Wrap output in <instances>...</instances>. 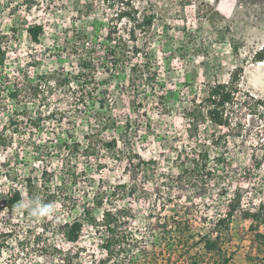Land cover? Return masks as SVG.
Listing matches in <instances>:
<instances>
[{"label": "rangeland", "instance_id": "obj_1", "mask_svg": "<svg viewBox=\"0 0 264 264\" xmlns=\"http://www.w3.org/2000/svg\"><path fill=\"white\" fill-rule=\"evenodd\" d=\"M131 1L138 9V16L153 14L149 27L136 28L135 43L145 44L142 47L147 52V62L155 72L149 83L144 81L138 87L133 106L127 104L128 96L120 89L127 84L128 66L114 70L103 54L108 44L105 36L110 30L127 38L126 32L133 26L125 18L112 17L118 8L115 0H0V36H6L3 38L6 55L4 65L0 66V77L26 75L41 82L45 76H56L57 73L60 74L57 78L70 76L68 84L52 88L45 94V99L38 97L28 102V112L40 110L47 116L40 129L19 128L14 131L12 144L0 148V230L9 227L15 235L23 237L29 227L34 230L35 224L41 222L36 217L32 219L19 214L21 207L8 212L2 204L5 194L15 186L11 177L16 176L17 186L23 189V178L33 172L39 182L40 171L45 167L48 173L41 182L48 180V187L58 192L65 187L76 199L71 207L57 198L53 204L54 213L45 220L63 222L78 218L85 204H90L95 196H103L104 207L130 209L128 220L133 233L146 241L157 237V264H170V260H166L167 254H177L181 243L174 237L172 228L168 227L164 234L152 232L149 220L168 216L175 210L188 212L192 235L186 244L196 242L209 227L207 224L203 229L201 216L211 220L221 213L231 188L241 181V176L249 178L243 183V188L247 189L243 195L244 204L264 203V148L260 146L264 143V129L261 128L264 120L255 116L248 117L242 135L230 138L226 146L224 143L217 147L207 146L211 158L224 154L227 163L232 164L227 169L228 174L235 165H240L243 170L244 167L250 169L245 173L242 169V172L230 173L229 194L218 196L213 180L206 185L198 183L180 197L174 191L168 192L161 183L165 179L163 174L181 172L180 161L185 159L187 165L194 154L191 151L194 141L185 137L184 112L191 107L192 100L203 94L208 84L227 81L232 71L240 68L241 90L264 98V60L254 58L255 51L264 44V0ZM35 23L43 26L39 43H34L26 32V27ZM84 34L86 38L81 40L79 35ZM83 48L91 50L95 63L96 91L80 109L74 102L77 83L73 75L78 70L77 62L83 56ZM137 60L143 62L142 57H136L132 62ZM101 98L104 99L102 110L98 109L97 103ZM0 102L3 105V100ZM4 107L7 106L4 104ZM9 109L1 110L0 127L7 125ZM48 112L58 113L49 117ZM108 112L115 121L103 130L104 138L115 136L120 140L125 133L131 150L144 160L155 161L144 171L140 169L135 179L129 176L127 170L130 169L125 167L128 153L123 148L115 157L103 153L99 159H87L82 155L70 157L66 148L61 149L68 132L83 142V135L97 127L98 121L93 116L98 113L107 118ZM125 120L130 125L126 132ZM7 128L11 129L10 126ZM34 140L39 144L46 143L48 148L40 146L37 149L32 143ZM175 148L181 150L178 158ZM253 156L260 160L259 167L252 163ZM3 162L7 165L3 166ZM24 198V202L29 201L26 195ZM95 213L100 216L101 210L97 209ZM248 226V220L239 215L233 217L223 242V252L230 257L228 264H259L256 257L264 258V250L258 251ZM47 234V242L61 250L80 247L78 257L74 259L77 264H93L92 259L103 256L99 247L100 230L94 231L85 225L75 243L65 242L50 231ZM6 244L0 253V264L55 263V254H40L36 246L30 245V254L26 257L17 255L20 247L15 240ZM50 251L55 252L51 248ZM191 253L197 254L201 264H210L201 244L193 247ZM132 259L141 260L137 255ZM186 259H189L188 255L178 257L176 264H184Z\"/></svg>", "mask_w": 264, "mask_h": 264}, {"label": "trees", "instance_id": "obj_2", "mask_svg": "<svg viewBox=\"0 0 264 264\" xmlns=\"http://www.w3.org/2000/svg\"><path fill=\"white\" fill-rule=\"evenodd\" d=\"M30 1V0H29ZM117 2V11L114 12V19L125 18L129 22L133 23V26H129L126 37L116 33L115 30H110L105 36V40L108 42L104 48V59L108 61L111 68L118 70L119 67L128 66L129 76L127 78V84H123L120 88L123 93L128 96V103L132 106L137 99V90L140 85L149 83L152 75L155 72L151 70L149 65V59L147 52L143 45L136 44V28L149 27L151 25L153 14H143L138 16V9L135 7L131 0H115ZM30 39L34 43H39L40 36L43 33V26L39 23L28 25L26 27ZM116 33L115 36H111V33ZM80 36L81 40L86 38ZM4 35L0 36V66L4 65L5 61V48L3 47ZM88 37V36H87ZM128 39L131 41L128 44ZM83 48L81 59L77 62V72L73 76L75 77L76 86L74 89L75 104L78 108L85 107L84 103L88 99L93 97L96 91L95 81V63L93 61L91 50H85ZM80 51V52H81ZM136 57H142L143 62L137 60L133 63L132 60ZM254 58L258 61L264 60V44L254 53ZM241 69L236 68L232 71L230 78L227 81H215L207 85L203 94L192 100L191 107L186 110V138L193 140L194 144L191 146L193 156L186 162L180 161L182 170L177 174H163L165 179L162 180V185L168 192L174 191L175 195L180 197L182 194L188 192L191 187H196L202 184H209V181L213 180L218 188V196H226L229 194L230 182L229 178L231 172L236 173L242 169L240 165L227 163V159L222 155H216L211 158L208 151V144L217 147L223 143L226 146L227 141L230 138L241 136L246 129L248 117L255 116L259 120H264V98L259 97L248 90H241L239 87V73ZM60 74H53V76H45L44 81H33L28 76H3L0 77V101L3 100V105L0 102V112L2 109H9L10 113L8 117L7 125L0 127V148H7L13 142L14 131L22 129L34 130L40 129L41 125L47 119L40 110L37 113H31L27 110L28 102H31L38 97L40 100L45 99V94L50 93L52 88L68 84L70 82V76L64 75L63 78H57ZM63 75V74H62ZM52 78V79H51ZM153 78V77H152ZM74 80V79H73ZM149 81V82H148ZM152 85V84H151ZM45 92V93H44ZM105 92H102L104 94ZM3 96V98H2ZM104 99L101 98L97 101L98 109L102 110L104 106ZM11 106L9 107L8 104ZM80 105L78 106V104ZM4 104L7 107H4ZM140 106V104H139ZM93 108L91 106H88ZM95 112V111H94ZM93 112V113H94ZM58 112H48V115L55 116ZM61 116V114H60ZM94 120H97V127L94 130H90L83 135V142L74 138L72 133L68 132L67 139L62 142L61 149H67L70 157L75 155H82L87 159H99L103 153H108L112 157H115L117 153H121L122 149L127 150L128 156L126 157L125 167L130 170L128 174L131 178L137 177L138 171H144L149 163L155 162L152 159L144 160L138 153L131 150L127 143V134H122L120 140L115 136L105 139L103 136V130H106L113 125L114 119L112 115L107 118L100 117L97 113L93 116ZM261 122V121H260ZM101 123V124H100ZM100 124V126H99ZM10 126L11 129L7 128ZM128 120L124 122L125 132L129 128ZM262 130L264 124L261 125ZM248 135V134H247ZM192 141V142H193ZM120 142L122 146H120ZM34 147L48 148L46 143L39 144L35 140L32 142ZM260 146L264 148V143H260ZM177 151L176 158L181 156V150L175 148ZM188 159V158H187ZM191 162V163H190ZM252 163L255 167L260 166V160L252 157ZM3 166L7 163L3 162ZM101 166V163H99ZM221 167V168H220ZM227 167V168H226ZM148 168V167H147ZM220 169V170H218ZM250 170L249 167L242 169L243 173ZM240 171V172H242ZM47 170L44 167L39 174V182H37V176L35 173H30L23 178L20 188L17 186L16 176L11 177L12 183H15L14 187H11L3 197L4 210L11 212L14 208L20 207V203L26 204L35 202L37 200L44 204H54L57 198H61L65 203L69 205L75 204V198L67 188H62V191L51 190L46 181L41 182L42 177H46ZM232 174V173H231ZM243 175V174H242ZM245 175V174H244ZM74 179L75 175H74ZM198 179L201 181H198ZM248 176H241L239 182L231 188L230 195L227 198L225 207L221 213H219L214 219H207V216H201L202 227L209 224L206 228V232L200 235L199 240L196 242L186 244L189 242V235H192L190 231L191 216L188 212H180L175 210L174 213L164 217L151 216L152 220H149L150 230L164 234L168 227L174 231V237L177 241H180V248L172 256L167 254L166 260H170V264H176L178 257L188 255L189 259L184 260V264H201L200 258L196 253H191V249L198 244H201L203 253L206 255L210 264H228L230 257L223 252V242L228 234L230 223L235 215L249 221V229L252 231V242L255 243L258 251L264 250V203L259 202L256 206L253 204H244V192L247 189L243 188V183L248 181ZM44 183V184H42ZM59 189V188H58ZM170 190V191H169ZM156 191H159V187H156ZM29 199L28 202H24V196ZM69 199V200H68ZM105 198L103 196H95L92 202L85 204L81 210L80 217L73 218L70 221L55 222L48 218H42L35 224V229L30 227L26 230V235L23 237L14 234L11 228L0 230V253L3 247H6V243L9 240H15L17 247H20L17 255L24 254L26 257L30 254V245L38 247L40 254H55L54 264H77L74 259H77L78 253L81 250L80 247H69L66 251L56 248L51 242H47V232H51L52 235H57L65 242L75 243L78 241L83 227H88L96 230H100L102 236L100 238V251L103 256L101 258H95L91 260L93 264H157L156 255V239L152 238L149 241L142 240L141 236H136L130 228V222L128 215L130 209L127 207H104ZM71 203V204H70ZM164 207V204H162ZM101 210L100 216L95 211ZM1 211V210H0ZM188 213V214H186ZM19 214L32 217L29 211L21 207ZM34 219V217L32 218ZM191 237V236H190ZM193 244V246H192ZM162 245V244H160ZM50 248L55 251L52 253ZM133 255H137L141 258L132 259ZM162 255V252L160 253ZM177 256V257H173ZM204 256V255H203ZM202 256V259H203ZM128 257V258H127ZM131 257V258H130ZM15 258V257H14ZM259 264H264L263 257H256ZM205 262V260H204Z\"/></svg>", "mask_w": 264, "mask_h": 264}, {"label": "clouds", "instance_id": "obj_3", "mask_svg": "<svg viewBox=\"0 0 264 264\" xmlns=\"http://www.w3.org/2000/svg\"><path fill=\"white\" fill-rule=\"evenodd\" d=\"M20 207L27 209L32 217H36L38 219L49 217L55 211V207L53 204H44L39 200L35 202L30 201L29 203L21 204Z\"/></svg>", "mask_w": 264, "mask_h": 264}]
</instances>
